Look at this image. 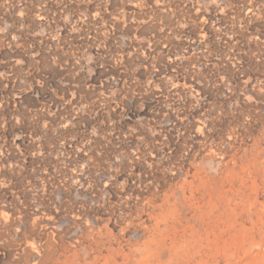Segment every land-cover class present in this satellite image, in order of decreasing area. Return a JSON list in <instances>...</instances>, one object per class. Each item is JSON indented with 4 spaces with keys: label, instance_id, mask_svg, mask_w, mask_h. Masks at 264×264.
Returning <instances> with one entry per match:
<instances>
[{
    "label": "rangeland",
    "instance_id": "obj_1",
    "mask_svg": "<svg viewBox=\"0 0 264 264\" xmlns=\"http://www.w3.org/2000/svg\"><path fill=\"white\" fill-rule=\"evenodd\" d=\"M0 264H264V0H0Z\"/></svg>",
    "mask_w": 264,
    "mask_h": 264
}]
</instances>
